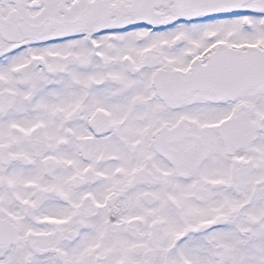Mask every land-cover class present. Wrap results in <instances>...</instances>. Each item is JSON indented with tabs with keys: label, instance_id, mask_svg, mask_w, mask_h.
<instances>
[{
	"label": "snow or ice",
	"instance_id": "obj_1",
	"mask_svg": "<svg viewBox=\"0 0 264 264\" xmlns=\"http://www.w3.org/2000/svg\"><path fill=\"white\" fill-rule=\"evenodd\" d=\"M0 264H264V0H0Z\"/></svg>",
	"mask_w": 264,
	"mask_h": 264
}]
</instances>
